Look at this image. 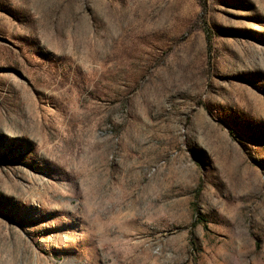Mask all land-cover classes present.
<instances>
[{
    "label": "rangeland",
    "instance_id": "rangeland-1",
    "mask_svg": "<svg viewBox=\"0 0 264 264\" xmlns=\"http://www.w3.org/2000/svg\"><path fill=\"white\" fill-rule=\"evenodd\" d=\"M0 264H264V0H0Z\"/></svg>",
    "mask_w": 264,
    "mask_h": 264
}]
</instances>
